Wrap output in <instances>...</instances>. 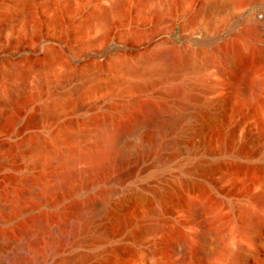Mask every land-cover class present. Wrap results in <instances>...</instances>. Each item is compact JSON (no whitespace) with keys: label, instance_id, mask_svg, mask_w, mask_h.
Masks as SVG:
<instances>
[{"label":"rangeland","instance_id":"1","mask_svg":"<svg viewBox=\"0 0 264 264\" xmlns=\"http://www.w3.org/2000/svg\"><path fill=\"white\" fill-rule=\"evenodd\" d=\"M114 1L0 0V217L7 219L16 208L19 212L9 214L13 221L40 212H66L70 198L97 200L98 189L110 180L108 187L119 191L113 196L121 199L118 212L132 223L122 228L111 217L97 218L94 229L103 230L104 240L95 229L99 238L88 232L82 243L68 245L61 253L90 255L81 257L83 261L76 258V264H202L199 251L215 249L216 241L214 233L206 239L200 234L216 215L226 222L222 244L244 249L237 264H264V206H258L263 221L254 229L241 226L238 211L253 206L251 199L264 183V102L261 107L252 104L255 89L247 86L241 66L228 61L225 53L230 45L240 47L245 60L264 73V0H122L112 10ZM105 8L111 9L106 18L100 12ZM253 13L258 16L251 17ZM174 24L203 37L202 53L187 59L170 55L162 45H146ZM199 79L212 85L197 91L201 102L223 103L204 127L193 116L191 102L182 107L180 119L166 122L161 155L167 164L152 167L151 154L148 166L134 179L121 183L110 177L103 185L87 186L80 178L83 183L74 197L56 200L49 195L37 203L30 198L18 206V192L31 194L52 183V174L68 158L66 150L79 153L115 122L140 132V149L148 150L150 130L157 127L139 106L175 105L169 90ZM194 165L199 167L192 169ZM173 184L176 199L161 205L155 189ZM136 190L140 199L132 196ZM201 198L214 203L216 215H192L190 202ZM150 212L156 216L148 217ZM17 220L12 226L21 225ZM1 221L4 244L7 223ZM154 222L156 230L133 235ZM215 257L206 264H232L230 256L212 260Z\"/></svg>","mask_w":264,"mask_h":264},{"label":"bare ground","instance_id":"2","mask_svg":"<svg viewBox=\"0 0 264 264\" xmlns=\"http://www.w3.org/2000/svg\"><path fill=\"white\" fill-rule=\"evenodd\" d=\"M120 2H122V0H115L111 5V9L113 10L119 8ZM111 9H106V8L101 9L100 11L102 13L101 15L103 17L105 16L107 17ZM239 9L241 10L242 8ZM256 22H258V20H256ZM239 48L235 45H230L227 48V51L225 52L227 54L226 55L227 60L232 63L239 64L241 66L242 78L245 80L249 88L255 89L257 94V95L255 94L256 96L254 95L255 97L254 96L251 97L253 99L252 104L255 106H260L264 102V94H263L264 73H262L256 65L247 62L246 61L247 59L245 60V58L242 56L243 55V53H241L242 50H240ZM167 51L170 55H176L174 53L169 52V50ZM146 55L148 57L149 54ZM152 55L156 56L153 53ZM142 56L141 58H143ZM184 57L187 59H191L194 57V55L187 54L184 55ZM144 58H146V56ZM149 58L144 60H148ZM245 61L247 63H245ZM211 88L212 85L210 83L203 81L202 79H199L196 82H190V83L174 86L169 90L170 95L173 96L176 100L175 105L169 107H166L162 103H151V104L140 105L139 107H142V109L147 114H149L154 118L157 127L156 130L153 129L150 130L151 136L149 135L150 133L148 132L147 129V133H149L147 135L150 136L151 139L149 137L148 138L150 139V141L152 140V142H150L151 146L150 147L148 146V150L146 151L142 150V148L140 149V146L142 147V145H139V142L141 140V139L139 140L140 132H138L139 134L137 135V131L136 130L134 131L132 126H130L129 124L126 125L125 123L121 124L116 122L115 123L118 125L114 123V126L98 132L96 136H94L95 141L92 142L93 144L91 143L89 147L83 148V150L80 151L79 153L70 154L69 151L66 150L65 153L67 154L68 158L67 160H65V162H63L62 168L59 171L52 174L53 177L52 183L49 185L46 184L36 187L35 191L32 192L31 194L28 192L26 193L18 192L17 197H15L16 200L18 201L17 202L18 206H20V204H22L23 201L28 200L30 198L33 200L34 203H37V201L38 202L42 201L44 197L46 198L49 195L54 197L56 196L58 199L61 198L63 199V197L66 198L74 197L72 195H74V191L76 190L77 185L82 182L81 180H79L80 178H82L84 182L82 183L87 186L92 183L94 184V182L95 183L102 182V184L101 183L100 184L103 185L104 184L103 182L109 180L110 177H113L110 179H113L111 181L115 180L114 182L126 181L132 178L134 179V177H136L137 172H139L142 169H145L148 166L145 165V163L147 162L148 155L151 154L155 155V159L152 161V163H150L152 167L153 166L159 167L161 165L162 166L165 165L168 159H164L161 155L164 146V143L161 140V134L163 132V128L166 122L176 121L180 119L183 115L182 107L184 106V104L190 102L195 103V111L193 116L201 122V125L203 127L206 126L211 120H214L215 117H217V111H219L215 108H218L219 106L221 107V103H223V101H221L220 99H212L208 102L203 103L201 102L197 94L198 90L207 91ZM132 103L138 104L137 99H134ZM165 110L167 115L163 117L162 113ZM137 121L138 123L144 124L142 118H138ZM137 128L138 127H136V129ZM141 135L142 134H140V136ZM135 141L138 142L139 147L137 144H135ZM142 144H144V141ZM175 145H176V141L172 143V148L176 147ZM78 163L79 165L83 163V165L78 166ZM198 167H199L198 165H194L192 169ZM176 183L178 184L180 183V181L178 180V182L176 181ZM107 184L105 183L104 184L105 187L103 185L101 186L102 188L100 187L101 189H98L100 190L99 191L100 197L98 198H101V200H99L98 198L97 200H94L95 199L94 196L93 197L89 196L86 198V200L83 199L84 201L83 200L79 201L76 198L75 199L70 198L71 200H69L70 203H68L69 206L67 211L66 212L64 211L65 213L49 212L50 215H48L49 213L46 214L44 212H40V213L37 212L38 214L35 213L34 216L33 215L31 216V218H28L30 216L24 218L22 216L23 221L19 216L13 215L15 217H19L20 220L23 222L22 223L19 219L18 220L16 219L17 222L19 221L18 224L21 223V225L23 224L26 227L25 228L23 226L25 229L20 231L19 228L21 225L20 226L17 225L19 228L17 226L16 227L20 231L18 233L17 230V235H14L15 232L13 231L14 229L16 231V227L12 226L14 221L16 220L13 221L12 216H10L9 214L11 213L16 214L19 211H17L16 208L15 212L14 211L10 212L11 210H15V209H10L8 214H6L8 218L7 219L4 218L6 216L3 217L5 223H7L6 225L3 224V226H7L6 229L8 234L4 232L6 230L5 229L3 230L4 232L3 234L6 233L7 236L4 235L3 238L2 237L3 235H1L3 239L5 238L6 239L5 241L2 239L5 245L3 244L2 241H1L2 243H0V264H76L78 258H80L79 260L83 261L85 258L89 257L90 255H88V253L86 254V252L83 253L84 255H81L83 260L81 259L79 254L78 255L76 254L77 256L76 257L73 255H62L61 253L64 250V248L69 247L68 245L75 246V244L77 245L80 242L82 243L84 238L83 236L88 232H92L93 234H95L94 236H98V238L99 235L96 233L97 232L101 233V237L99 238L100 240L103 236L102 235L103 230L99 231L98 229L101 228L97 227L98 229L97 228L95 229L98 231L94 233V231H96L94 229V227L96 226L94 225L95 223H97L95 222V220L99 217L100 218L101 217L104 218L103 216L109 218L111 217L116 222H118L117 224L118 227L120 225V227L122 228H125L127 227V225L132 223L130 222L131 221L130 218L129 220L128 217L126 218L120 215V213L118 212L119 206H121L119 204V202L121 201L120 197L113 200L114 197L117 195L116 193L119 191L116 190L117 191L116 192L115 189H113L112 187L111 188L108 187ZM174 185L176 184H173L172 186L165 187L162 189H157V190L155 189L154 197L161 203V205H164V203L167 200L170 201L175 196L176 186ZM132 193H133L132 196H137V199L138 197L140 199L141 196L138 195L139 192L137 193V190L136 192L133 191ZM176 197L177 196H175V199ZM251 200L254 203L253 206H251L252 203L250 206L247 205L246 207L245 206L238 207L237 205L233 204L235 209H237V207L239 209L238 211H239L241 226L247 229H254L263 221V216H261V214L259 213L260 209L258 210V206L260 205L264 206V183L260 191H258L252 197ZM190 203H192L191 204L192 210L190 211L192 215L194 214V216L202 215V214L204 215V213H206V215L207 214L210 215V213H212V215L213 214L216 215V210H217L216 206L214 205V203L210 202L207 199L205 200L201 198L197 201H193ZM230 205H232V203ZM14 206L11 207L13 208ZM162 208H164V206L161 207V210ZM18 210H21L20 207L18 208ZM154 212L153 213L150 212V214H148V217L149 215L150 216L152 214L154 215ZM157 212H159V210ZM216 217L217 215L213 218L212 217L210 218V220L212 219L210 222L211 226H209V228H207L206 231H203L200 234L201 238L206 239L205 237L208 235V233H214L215 234L214 241H216L215 249H212L213 251L212 250L199 251L202 256L201 263L206 264L207 259H210L212 256L213 257L216 256L220 260L227 256H230L231 259L230 262H232V264H237L241 261L244 255V249L241 245L226 246L222 244L221 237L223 236L226 222L220 219L219 217L217 218ZM25 218L29 220V221L27 220L29 222V225H27L28 222L26 223V220L24 221ZM0 220L4 221L1 217ZM25 223L28 227L25 225ZM157 223L155 222L154 224L150 223V225H146L141 230L133 233V235L136 236L141 232L156 230L158 228ZM2 229L3 228H0L1 231ZM105 232L106 234H108L107 233L108 230L107 231L105 230ZM49 233H51V235H53V233L56 235L50 236ZM45 234L50 236L51 238L47 236L48 240H45L46 239ZM130 235L133 236L132 234ZM104 237L106 236H103V240ZM216 257L212 260L217 259Z\"/></svg>","mask_w":264,"mask_h":264},{"label":"water","instance_id":"3","mask_svg":"<svg viewBox=\"0 0 264 264\" xmlns=\"http://www.w3.org/2000/svg\"><path fill=\"white\" fill-rule=\"evenodd\" d=\"M245 10L239 13V16L244 14ZM258 13H253L251 17H257ZM205 41L199 34L188 33L186 30L177 24H174L168 31L151 37L146 45H162L169 52L176 55H198Z\"/></svg>","mask_w":264,"mask_h":264}]
</instances>
